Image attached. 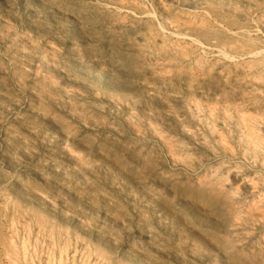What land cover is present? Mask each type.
Masks as SVG:
<instances>
[{"label":"rangeland","instance_id":"1","mask_svg":"<svg viewBox=\"0 0 264 264\" xmlns=\"http://www.w3.org/2000/svg\"><path fill=\"white\" fill-rule=\"evenodd\" d=\"M0 264H264V0H0Z\"/></svg>","mask_w":264,"mask_h":264}]
</instances>
